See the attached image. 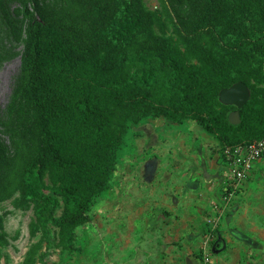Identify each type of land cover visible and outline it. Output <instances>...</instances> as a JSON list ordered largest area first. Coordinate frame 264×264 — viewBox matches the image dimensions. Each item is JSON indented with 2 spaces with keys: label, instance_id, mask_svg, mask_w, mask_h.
<instances>
[{
  "label": "trees",
  "instance_id": "16d2710c",
  "mask_svg": "<svg viewBox=\"0 0 264 264\" xmlns=\"http://www.w3.org/2000/svg\"><path fill=\"white\" fill-rule=\"evenodd\" d=\"M18 1L35 149L18 174L16 205L32 204L39 235L24 264H33L42 243L72 247L74 228L108 187L129 122L192 120L217 140L222 157L225 146L264 137V0H203L173 24L176 39L142 0H83L77 25L71 16L66 24L49 18L39 0ZM153 27L160 34L148 36ZM142 35L152 42L136 43ZM237 81L250 93L234 125L228 114L236 108L218 93Z\"/></svg>",
  "mask_w": 264,
  "mask_h": 264
},
{
  "label": "rangeland",
  "instance_id": "374dc122",
  "mask_svg": "<svg viewBox=\"0 0 264 264\" xmlns=\"http://www.w3.org/2000/svg\"><path fill=\"white\" fill-rule=\"evenodd\" d=\"M39 1L60 24L71 16L77 25L86 15L79 8L83 0ZM142 2L162 13L166 35L176 39L173 24L203 0ZM24 24L19 1L0 0V216L6 233L0 264H24L27 249L39 239L32 204L16 205L18 174L35 149L20 74ZM151 34L160 32L153 27ZM148 36L136 43H151ZM225 165L220 144L192 120L156 116L129 122L108 187L74 228L72 247L42 243L33 264H200V251L214 264H264V157L231 206L222 208Z\"/></svg>",
  "mask_w": 264,
  "mask_h": 264
},
{
  "label": "built area",
  "instance_id": "2783aa9c",
  "mask_svg": "<svg viewBox=\"0 0 264 264\" xmlns=\"http://www.w3.org/2000/svg\"><path fill=\"white\" fill-rule=\"evenodd\" d=\"M222 154L226 164L224 168L228 182L225 185L220 204L222 208H227L231 206L236 194L242 189L254 163L264 157V137L234 147L225 146L222 149ZM200 264H214L206 251L202 252Z\"/></svg>",
  "mask_w": 264,
  "mask_h": 264
},
{
  "label": "water",
  "instance_id": "95a60500",
  "mask_svg": "<svg viewBox=\"0 0 264 264\" xmlns=\"http://www.w3.org/2000/svg\"><path fill=\"white\" fill-rule=\"evenodd\" d=\"M249 93V88L243 81H237L219 91V101L222 104L232 105L236 108L228 114L229 123L235 125L240 122L239 108L247 101Z\"/></svg>",
  "mask_w": 264,
  "mask_h": 264
}]
</instances>
